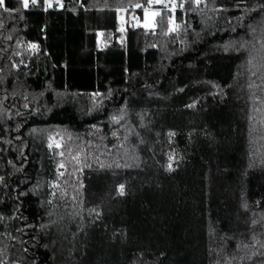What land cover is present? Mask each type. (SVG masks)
I'll return each mask as SVG.
<instances>
[{"label": "trees", "instance_id": "obj_1", "mask_svg": "<svg viewBox=\"0 0 264 264\" xmlns=\"http://www.w3.org/2000/svg\"><path fill=\"white\" fill-rule=\"evenodd\" d=\"M59 1L0 6V264H264V0Z\"/></svg>", "mask_w": 264, "mask_h": 264}, {"label": "built area", "instance_id": "obj_2", "mask_svg": "<svg viewBox=\"0 0 264 264\" xmlns=\"http://www.w3.org/2000/svg\"><path fill=\"white\" fill-rule=\"evenodd\" d=\"M155 3H156V1L155 0H153L152 1V3H151V5H152V7H154V5H155ZM43 5H44V8L45 9H48V8H51V7H58V8H60L61 6V3H60V1L59 0H44V3H43ZM148 9V8H147ZM146 9H143V11H145ZM122 13H124V23H123V26L119 29V31H121L122 33H123V35H124V37L123 36H114V38L118 41V42H120V43H125L126 42V33H127V31H128V27L130 26V25H136V26H144L145 25V23H144V25H143V21L140 19V17H138V16H134V18L132 19V21L134 22V23H130L129 22V16H128V14H127V11L126 10H123V12ZM170 21H172V23H170ZM169 24L171 25V26H173L174 27V17L173 16H171L170 17V19H169ZM106 39L104 38V31H99V33H98V36H97V46L100 48V49H102V48H105V46H106Z\"/></svg>", "mask_w": 264, "mask_h": 264}, {"label": "rangeland", "instance_id": "obj_3", "mask_svg": "<svg viewBox=\"0 0 264 264\" xmlns=\"http://www.w3.org/2000/svg\"><path fill=\"white\" fill-rule=\"evenodd\" d=\"M61 2V1H60ZM38 3H40V0H36V3H34V4H38ZM29 4H33L32 3V0H29ZM176 4V2L173 0L172 1V5H175ZM153 13H155V12H149V16H151V20H149V24L148 25H144V26H146L147 28L149 27V28H152V26H153V24H150L151 22H152V15H153ZM154 17V16H153ZM129 22L130 23H134L133 21H132V19L134 18V16L133 15H130L129 17ZM153 21H154V19H153ZM171 26V25H170ZM175 26V25H174ZM176 27V26H175ZM148 28V29H149ZM172 28H174L173 26H172ZM176 29V28H175ZM63 143H64V138L62 137V136H52L51 137V142H50V145L52 146V147H54V148H57V149H59L60 150V156L61 157H63V161L61 162V165H63V168H66V163H65V158L67 157L66 155H65V152L63 151ZM57 145H59V146H57ZM79 159H81V157L79 156V155H75V156H72V158H71V160H70V162H71V165L74 163V164H77V163H79ZM72 172H75V170H73L72 169Z\"/></svg>", "mask_w": 264, "mask_h": 264}, {"label": "crops", "instance_id": "obj_4", "mask_svg": "<svg viewBox=\"0 0 264 264\" xmlns=\"http://www.w3.org/2000/svg\"><path fill=\"white\" fill-rule=\"evenodd\" d=\"M43 3H44V0H43ZM39 4V3H38ZM61 6V5H60ZM155 12V13H158L160 11L159 8L157 7H151V8H148L146 9L144 12H143V15L140 17V19L143 21V24L145 23L146 25H148L149 23V20H151V16H149V12ZM122 11L119 12V20H120V28L123 26V23H124V13L121 14ZM156 16V15H155ZM155 16L153 17L152 15V18L155 19ZM152 19V22L150 24H153L154 25V21ZM145 28H147L146 26H143ZM153 27V26H152ZM119 28V29H120ZM149 28V27H148ZM99 33V32H98ZM107 42V41H106Z\"/></svg>", "mask_w": 264, "mask_h": 264}, {"label": "snow or ice", "instance_id": "obj_5", "mask_svg": "<svg viewBox=\"0 0 264 264\" xmlns=\"http://www.w3.org/2000/svg\"><path fill=\"white\" fill-rule=\"evenodd\" d=\"M156 2H160V0H156ZM196 4L199 5L201 0H195ZM22 3H23V6L25 8H27L29 6V0H22ZM32 3H36V0H32ZM4 4V0H0V6H3ZM136 7H140V5H136ZM173 7H175V5H173ZM180 7H183V5H180ZM7 10V9H5ZM155 15H159V13H153V16ZM170 23H172V21H170ZM178 27V26H177ZM171 31H175V27L170 29ZM33 48H35L36 46L35 45H32ZM171 135V134H170ZM59 146V145H57ZM171 159V158H170ZM61 167H63V165H61ZM169 169H171V164H169ZM123 192V186H121V193Z\"/></svg>", "mask_w": 264, "mask_h": 264}]
</instances>
